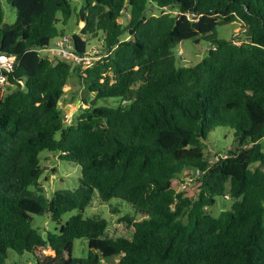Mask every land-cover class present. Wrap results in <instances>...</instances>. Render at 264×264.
Segmentation results:
<instances>
[{
  "label": "trees",
  "instance_id": "16d2710c",
  "mask_svg": "<svg viewBox=\"0 0 264 264\" xmlns=\"http://www.w3.org/2000/svg\"><path fill=\"white\" fill-rule=\"evenodd\" d=\"M83 1L75 50L96 43L102 55L87 68L41 54L65 34L58 25L75 14L70 0H5L13 23L0 0V54L20 59L0 97V264L11 250L44 249L51 253L39 264L116 255L117 264H264V0ZM233 22L241 35L221 37L219 27ZM185 40L209 43L202 61L179 62L175 48ZM75 72L94 97L67 124L60 102ZM99 98L120 101L95 106ZM217 127L234 131L235 149L212 153ZM44 150L80 165L75 189L45 194ZM185 169L194 191L173 186ZM96 195L142 216L120 218L134 227L131 237L83 215ZM218 197L230 207L215 214ZM45 214L53 229L35 227ZM77 238L89 240L86 256H73Z\"/></svg>",
  "mask_w": 264,
  "mask_h": 264
},
{
  "label": "rangeland",
  "instance_id": "374dc122",
  "mask_svg": "<svg viewBox=\"0 0 264 264\" xmlns=\"http://www.w3.org/2000/svg\"><path fill=\"white\" fill-rule=\"evenodd\" d=\"M5 8V21L7 23H13L16 18L15 10L7 3L2 0ZM73 8L75 9L74 16L70 19L67 25L59 23L58 27L65 31V34L71 35L75 32L80 31V28L76 25V13H79L82 6L84 5L83 0H70ZM120 22L125 21V17H121ZM240 24L238 22L229 23L219 27V35L224 38H232L240 33ZM94 42L102 44V38L98 37L93 39ZM209 48V43L206 41H201L199 43H194L192 40H185L178 44L175 48V53L181 64L194 65L202 61L206 56ZM44 56L56 60L55 55L47 50L42 51ZM138 87V84L135 85ZM63 98L61 99L60 105L63 109L65 115H69L67 124L74 122L75 117L80 113L81 107L83 106V98L91 100L94 95L88 90L87 83H82L79 75L75 72L70 75L67 80L65 87L63 88ZM118 98H99L95 102V106L101 105H112L116 106L119 103ZM209 147L213 154L216 151L222 153V151L232 148L235 149L237 146L234 131L228 127H217L209 136ZM263 150H264V138L261 140ZM224 154V153H223ZM42 166L44 167V174L40 180V186L43 188L45 194L51 197L56 189L61 188H71L75 189L78 186V180L81 176V167L78 164L71 163L69 161L60 158L58 153H51L44 150L41 153ZM192 169H185L184 173L181 175L182 179L173 178V186L177 189H182L184 185L187 188L195 190V183L193 178L195 175H191ZM188 189V192H193ZM230 207V200L222 197L217 198L216 205L211 208V210L218 214L224 208ZM77 213V210L69 211L63 214L62 222L65 223L70 216ZM129 214L136 217V219H141L142 216L135 213L133 206L120 199L112 198L109 201H102L98 195H96L92 203L85 209L83 215L85 217L100 216L105 217L109 220L108 233L112 236H127L131 237L134 232V227L132 225H127L120 220L124 215ZM35 227H40L41 229L47 230L53 229L55 223L51 220L48 214L42 216H34ZM89 251V240L87 238H77L73 244V256L83 257L88 254ZM49 253H51L49 251ZM47 254L44 252H39L38 254L33 252H25L20 255L15 251L11 250L10 255L7 259L6 264H39L38 260L44 258ZM119 256L112 257H102L100 264H117L119 261Z\"/></svg>",
  "mask_w": 264,
  "mask_h": 264
},
{
  "label": "built area",
  "instance_id": "2783aa9c",
  "mask_svg": "<svg viewBox=\"0 0 264 264\" xmlns=\"http://www.w3.org/2000/svg\"><path fill=\"white\" fill-rule=\"evenodd\" d=\"M47 50L51 55H55L57 58L67 59L74 64L79 65L82 68L91 66L102 57L101 48L96 43H93L87 47L84 52H78L75 50V45L72 40V36L63 34L56 37L49 46L41 49V51ZM20 63V59L17 55H11L7 53L0 54V97H3L8 92L9 82L8 73L14 71ZM69 115H65V120L68 121ZM218 156L215 157V160ZM186 187V185H184ZM183 187V188H184ZM50 249H44V253L48 254Z\"/></svg>",
  "mask_w": 264,
  "mask_h": 264
}]
</instances>
